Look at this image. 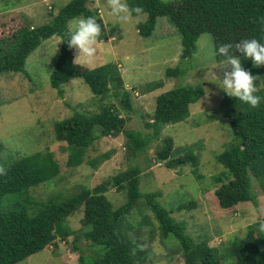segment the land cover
<instances>
[{
  "label": "trees",
  "instance_id": "16d2710c",
  "mask_svg": "<svg viewBox=\"0 0 264 264\" xmlns=\"http://www.w3.org/2000/svg\"><path fill=\"white\" fill-rule=\"evenodd\" d=\"M90 0H73L50 23L39 27H23L17 35L0 38V74L13 72L26 74L28 57L41 45L42 41L53 36L61 39L57 62L50 75L51 86L60 89L74 79L83 80L95 97L101 100L112 95L119 103L102 105L99 112L86 115L75 112L70 119L54 124L55 140L66 143L67 165L76 168L85 162L96 167L99 158L88 160V151L94 142L104 137H117L121 132L126 136V156L132 161L138 154L148 152L157 140L163 128L183 122L190 115V106L197 103L205 94L204 89L196 85L184 84L156 98V108L144 125L152 133L143 134L125 128L126 118L134 111L130 93L123 86L119 71L114 64H105L89 69L74 63V48H70L67 39L70 33L69 23L78 17L96 16L88 8ZM130 7L140 6L147 14V20L139 24L143 38L153 37L158 20L168 19L176 28L182 43L183 60L192 58L197 50V41L202 34L213 37L214 48L222 43L235 45L243 39L256 38L264 41V0H182L165 3L162 0H128ZM102 25V23L100 22ZM111 34H117V26L111 25ZM230 52L236 53L233 47ZM222 59L216 56L217 62ZM185 74L181 67L167 71L169 77H181ZM254 83L262 102L256 108H248L235 98L223 92L225 121L230 128L232 142L226 150L215 157L226 172L224 178L215 179L221 183L215 191L218 205L223 210H235L241 203L251 202L257 205L251 190L252 177L258 179L264 192V65ZM151 92L161 87L147 85ZM128 117V116H127ZM171 139L161 141V147L154 151L153 158L166 168L176 169L191 165L197 173L198 156L189 149L183 155L174 156ZM109 153L101 157H109ZM143 170L131 165L124 171L110 177L93 189L84 188L73 193L47 196L42 205L35 204L30 189L46 182H58L61 168L51 152L36 153L21 158L7 167H0V264H18L28 257L43 251L46 247H57V239L65 240L74 235L73 247L80 252V264H145L148 248L146 242L133 243L127 235L121 233L122 222H132L131 212L144 220L140 178ZM111 188L117 192L125 191L126 203L114 207L107 193ZM30 192V193H29ZM157 193L146 195L147 207L156 222L162 239L172 236L181 250L184 264H264V218L248 226L247 234L222 247V252L209 246L206 238L195 240L187 232L188 222L177 220L172 212L191 210L196 207L194 201L180 205L170 212L154 202ZM33 203V204H32ZM33 207V208H32ZM83 209L80 219L82 228L71 229L70 220ZM128 217V218H127ZM141 222L139 216H135ZM149 221H146V223ZM136 225V221L134 222ZM131 226V224H130ZM129 226V227H130ZM131 228V227H130ZM129 228V229H130ZM127 229V230H129ZM86 240V247L79 243Z\"/></svg>",
  "mask_w": 264,
  "mask_h": 264
},
{
  "label": "rangeland",
  "instance_id": "374dc122",
  "mask_svg": "<svg viewBox=\"0 0 264 264\" xmlns=\"http://www.w3.org/2000/svg\"><path fill=\"white\" fill-rule=\"evenodd\" d=\"M71 1L0 0V38L15 36L17 31L26 26L39 27L50 23L52 16H56ZM162 1L176 3L182 0ZM126 2L130 7L128 0ZM87 5L96 12V22L102 23L100 39L103 43L98 46L93 60L85 62L81 58L76 64L89 69L105 64L116 66L134 108L129 115L122 112L126 118V129L143 134L152 133V129L146 128L144 123L149 121L148 115L156 108V98L176 87L184 84L200 86L204 89V96L190 106V115L183 122L165 126L148 152L138 154L132 161L127 159L124 146L126 136L121 132L117 137H104L94 142L88 151V160L99 158L96 167L85 162L76 168H69L66 143L55 140L54 124L70 119L75 112L92 115L99 112L102 105L119 103L112 95L104 100L95 97L81 79L62 85L60 89L63 94L59 95V89L53 88L50 83L51 71L61 47L60 37L53 36L42 41L28 57L26 71H23L26 74H0V167H7L36 153H53L60 165V177L63 180L59 179L55 184L46 182L30 189L33 198L30 201L34 205H42L51 194L56 195L59 191L73 193L64 197L69 198L84 188L93 189L131 165L139 166L143 170L139 205L145 204L142 206L143 215L149 216V219L144 220L135 211L131 212L128 217L130 219L133 215L134 220L130 222L131 226L128 220L122 222L121 233L137 245L146 242L148 252L145 264H184L176 240L172 236L162 239L159 224L147 208L146 195L152 193L158 194L154 202L169 212L194 201L195 208L181 212L176 210L171 214L177 220L188 222L187 232L193 239L206 238L209 246L225 252L222 250L224 245L246 236L248 226L264 218V192L258 179L250 174L251 190L257 205L241 203L235 210H223L217 202L215 191L221 183L215 177L224 178V182H228V179L224 176L225 167L215 157L226 150L233 136L230 137V128L224 118V96L213 82L217 77L222 79L223 72L230 68L216 67L219 62L214 55L212 35L202 34L197 41L195 54L183 60L181 38L168 19H159L156 34L147 39L142 37L138 27L147 20L146 13L139 16L133 14L127 23H123L108 15L107 0H90ZM76 19L69 23L70 31ZM111 25L117 26V34H111ZM76 55L77 51L74 50V58ZM241 64L253 75H259L260 67L252 66L250 60L242 57ZM176 67H181L185 74L169 77L167 71ZM150 84L161 87L147 92V85ZM164 139L172 140L174 156L193 150L199 158L197 173L190 164L169 169L163 163L156 162L154 151L161 147ZM107 153L109 157H101ZM107 196L114 207L127 201L126 192H117L116 188H111ZM83 216L82 209L71 217L69 223L73 231L82 228L80 219ZM135 216H139L141 222ZM73 240L74 235L65 240L60 236L56 241L57 247L48 246L18 264H80V252L74 250ZM78 243L81 248L86 247L85 239Z\"/></svg>",
  "mask_w": 264,
  "mask_h": 264
},
{
  "label": "clouds",
  "instance_id": "9594fccd",
  "mask_svg": "<svg viewBox=\"0 0 264 264\" xmlns=\"http://www.w3.org/2000/svg\"><path fill=\"white\" fill-rule=\"evenodd\" d=\"M108 15L115 17L118 21L127 23L133 14L139 16L144 13L140 6L129 7L126 0H107ZM96 17L87 16L80 17L74 21L72 30L66 40L70 48L77 51L74 63L81 58L85 62L95 58L98 46L103 43L101 37V25L98 24ZM235 48L236 53L250 60L252 66L258 68L264 65V41H258L256 38L243 39L235 45L230 43L219 44L215 49V56L221 57L218 66H224L223 78L213 80L217 87L228 97L235 98L243 104H247L250 108H256L261 97L257 95V86L254 81L257 76L248 70H245L241 64L240 55H234L230 52ZM264 229V225L261 226Z\"/></svg>",
  "mask_w": 264,
  "mask_h": 264
}]
</instances>
